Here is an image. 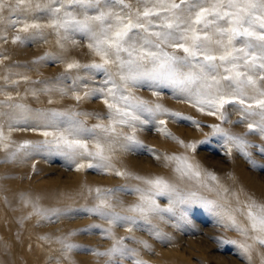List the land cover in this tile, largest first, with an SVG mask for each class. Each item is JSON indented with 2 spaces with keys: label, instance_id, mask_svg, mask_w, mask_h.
I'll return each mask as SVG.
<instances>
[{
  "label": "bare ground",
  "instance_id": "obj_1",
  "mask_svg": "<svg viewBox=\"0 0 264 264\" xmlns=\"http://www.w3.org/2000/svg\"><path fill=\"white\" fill-rule=\"evenodd\" d=\"M35 2L37 0H34ZM38 2L43 4L47 0ZM132 2L135 6V0ZM4 14L5 17L0 19V131L5 137L3 143L8 147L0 146V264H132L130 258L93 254L106 252L112 247L113 241L102 235L100 228H110L117 239H125L129 247L139 252L138 259L144 264H264V245L246 239L234 227H225L227 221L202 204L185 206V219L168 214H165L164 220L153 219L152 224L156 226V231L162 238H157L154 232L146 230L129 233L124 226L109 225L98 216L84 211L99 203L96 189H100L101 195L113 190L115 194L108 201L115 206L113 210L121 215H134L126 209L140 203L139 195L115 190L135 187L147 190L149 185L134 177H159L176 185L182 193L196 192L199 197L223 205L236 217L239 226L248 229L249 237L255 236L257 234L251 230L246 214L235 210L242 209L243 213H246L244 205L251 201L264 205V181L257 176V168H245L238 156L240 153L235 154L236 150L230 153L232 158L228 166L220 164L208 158L204 152L196 153L195 150L178 143L177 141H183V145L193 144L186 132L175 129L171 133L175 140L168 138L169 140L158 143L162 150L161 165L135 159L127 150L116 144L112 152L105 151V155L110 157L108 162L111 167L99 169L96 176L85 173L89 170L91 157L82 156L73 161L64 155L62 164L74 170L72 179H51L53 183L39 180L46 169L53 167L46 166L39 172H33L29 164L35 157L41 156V149L50 148L30 147L17 151L25 142L29 145H42L46 139L52 141L53 135L44 137L41 134L44 131L59 135L56 128L44 127L45 120L39 113H87L77 117L86 128H93L97 124L109 126L107 105L102 104L98 108L93 104L98 109L95 111L88 101V96L84 95L87 92L84 85L87 81L91 83L87 75L100 72L83 66L101 61L88 48L89 41L84 36L75 34L84 42L72 44L70 41L60 40L53 28L45 27L51 19L47 12L33 10L12 14L5 11ZM10 16H15L14 20L19 17L28 23H39L42 27L30 28L27 32L19 31L23 24L13 25L10 23ZM17 36L20 37L19 40H15ZM61 44L64 45L63 48ZM46 58L57 61L54 69L44 67ZM72 62L81 67L69 70L67 64ZM100 74L103 79V73ZM54 75L57 77H53ZM68 81L70 84L66 83ZM75 91L80 93L79 100L73 94ZM133 95L174 112H186L181 114L193 115L197 122L200 120L220 123L216 116L198 112L187 103L176 101V105H173L161 96H153L152 91L135 89ZM17 105H22L23 108H18ZM99 112L107 114L108 120L97 118L100 116L97 114ZM165 126L171 129L174 127L170 122ZM222 126L235 135L245 136L248 141L254 139L259 145H264V140L257 139L258 133H253L254 137L249 131H241L240 126ZM116 129L117 133L126 132L120 125H116ZM139 131L138 129L135 132V136L137 140L142 141ZM97 133L104 135L99 129ZM84 138L88 139V151L95 153L93 140L87 136ZM165 156L187 157L188 163L198 165L203 183L207 187L201 186L195 180L180 179L175 171L176 161L165 160ZM45 157L50 155L45 153ZM78 164H83L84 167L78 169ZM117 171L125 175L117 176ZM208 173L214 175L216 180L208 179ZM99 175L105 177L103 182H98ZM123 180L126 185H123ZM209 188L212 190L209 191ZM156 201L161 207H166L168 198L158 196ZM37 209L49 213L57 210L58 214L47 219L37 215ZM94 224L100 225V228H92ZM129 236L146 242L149 247L144 248L132 243L127 239ZM222 241L236 243H221ZM66 244L76 247L68 250ZM240 244H251L252 247L246 254Z\"/></svg>",
  "mask_w": 264,
  "mask_h": 264
},
{
  "label": "snow or ice",
  "instance_id": "obj_2",
  "mask_svg": "<svg viewBox=\"0 0 264 264\" xmlns=\"http://www.w3.org/2000/svg\"><path fill=\"white\" fill-rule=\"evenodd\" d=\"M33 10L50 15L51 19L45 27L53 28L60 40L77 44L78 41L73 37L78 33L89 41L88 48L101 62L83 67L103 73L104 79L99 87L92 88L84 95L100 94L104 97L109 109V126L97 124L93 128H86L77 117L87 113H39L45 120L44 127L56 128L59 135L44 131L41 133L44 137L53 135L54 139H46L42 145L25 142L17 151L30 147H55L59 154L73 161L78 157L89 156L97 161L95 164L89 163V168L104 170L111 167L108 162L110 157L105 155V151L112 152L116 144L123 150L144 147L135 136L140 126L155 124L156 131L173 140L176 138L166 127H162L169 119L173 122L190 121L195 127H200L189 116L160 104H150L133 95L139 86L147 85L153 96L161 95L157 89L171 88L179 102L216 116L220 123L210 126L212 136L221 140L229 153L235 149L245 157H250L248 150L255 147L264 155V145H253L245 136L235 135L222 126L231 123L224 111L225 105H238L237 111L241 117L239 123L248 121L246 126L249 132L258 133L264 140V0H135V6L132 0H47L43 4L38 0L35 3L34 0H0V16L5 11L15 14ZM10 23H22L23 27L19 31L23 32L42 27L39 23H28L19 17L10 20ZM19 39V36L15 37V40ZM61 47L64 45L61 44ZM79 67L81 65L75 62L67 64L69 70ZM89 78L95 79L94 76ZM76 99H80L78 94ZM17 107L23 108L22 105ZM116 125L131 129L132 134L117 133ZM97 129L104 135H99ZM86 136L93 140L95 153L88 151ZM4 140L3 132L0 131V146L7 148ZM177 142L193 150L196 148L195 144ZM210 142L206 140L202 143ZM163 158L176 161L175 171L180 179L195 180L207 187L199 166L188 163L187 157ZM250 162L255 166L253 161ZM82 167L83 164L77 165L78 169ZM116 175L124 176L125 173L117 171ZM207 178L216 180L211 173L207 174ZM134 179L142 180L149 188L115 190L139 195L140 203L126 209L134 215H121L113 210L115 206L108 202L115 194L113 190L101 195L100 189H96L99 203L84 211L98 216L109 225L124 226L129 233L146 230L162 238L152 224L153 219L164 220L165 214L185 219V206L202 204L226 220L225 227H234L246 239L264 245V205L251 201L244 205L246 213L242 209L235 210L246 214L251 230L257 234L249 237L248 229L239 226L232 212L216 201L199 197L196 192L182 193L176 185L159 177L144 179L136 176ZM158 196L168 198L166 207L157 203ZM36 213L47 219L58 214L57 210L49 213L38 209ZM91 227L100 228V225ZM100 231L113 243L106 252H93L94 255L130 258L132 264H144L138 259L139 252L129 247L125 239H117L110 228H100ZM127 239L144 248L149 247L134 236ZM221 243L235 244L236 241ZM65 247L71 250L76 246L66 244ZM240 247L247 254L252 245L240 244Z\"/></svg>",
  "mask_w": 264,
  "mask_h": 264
},
{
  "label": "rangeland",
  "instance_id": "obj_3",
  "mask_svg": "<svg viewBox=\"0 0 264 264\" xmlns=\"http://www.w3.org/2000/svg\"><path fill=\"white\" fill-rule=\"evenodd\" d=\"M6 14L3 13L2 16H0V19H3L5 17ZM16 17L15 16H10L9 20H14ZM13 30V29H12ZM74 39H76L77 41L80 42H84L82 39L76 37L74 35L73 37ZM45 61V68L47 69H54L57 65V61H53L51 59H44ZM94 76L95 79H90L89 77ZM53 77H57L56 75H54ZM87 78L90 79L91 83L89 84V82L87 81L86 84L84 85V90L85 91H90L92 88H96L99 87L101 85V82L103 81L102 79V75L100 73H96L94 75H87ZM68 84H70V82H66ZM136 90H140V91H145V92H151L152 90L149 89L148 86L146 85H142L140 87H138ZM158 90V89H157ZM158 91L161 92V97H163L165 100L168 101V103H171L173 105H176V101H178V98L176 96H172L174 91L171 88H164V89H159ZM74 95H79L80 93L75 91V93H73ZM88 101L89 103H91L92 105V109H94L95 111H98V109L96 107L99 108L100 105L104 104V106L106 105L104 102V97L100 94H97L95 96H88ZM179 102V101H178ZM96 107H94V105ZM103 106V107H104ZM102 107V108H103ZM238 105H225V109L224 111L226 112L229 120L231 121L230 124H225V126L227 128H229L230 126H240V130L241 131H249L247 128V123L244 121L242 123H239V121L241 120V117L237 111L238 109ZM196 109V108H194ZM197 110V109H196ZM198 111V110H197ZM175 112H180V111H175ZM200 112V111H198ZM181 113H186V112H181ZM202 113V112H201ZM97 114H100V116H97V118L99 119H105L108 120V115L102 112H99ZM199 114V113H198ZM205 114V113H204ZM185 115V114H183ZM185 116H189L191 117L193 120L196 118L193 115H185ZM148 118V117H145ZM165 119H167L166 117H164ZM168 122H170L171 124H173V128L171 129V127H166V126H162V127H166L167 131L169 133L174 132L175 129H179L180 131L182 130V132H186L185 134L187 135V137L189 138V140H191V142L193 144L196 145L195 148V152L199 153V152H204L205 155L220 163L223 165L228 166V163L230 161L231 154L232 151L235 149H232V151L229 153L228 149L225 148L222 144V141L217 139L216 137L212 136V129H211V125H213V123L207 122V121H200L199 120V125L200 127L197 128L194 125L191 124L190 121H180V122H173L172 120H168ZM126 130V134H129L130 132H132L131 129H128L125 126H121ZM156 127L157 125L155 124H148V125H143L140 126L139 128V133L142 137V141L138 140L144 147L140 148V147H136V148H131L129 150H127L131 157H134L135 159H139L142 160L143 162L146 163H151V164H155V165H161V155H162V150L159 147L158 143H161L160 141H164V140H169L168 137H166L164 134H162L161 132L156 131ZM172 135V134H171ZM252 136L255 137V135L252 133ZM257 138V137H256ZM257 139H261L260 136ZM256 139V140H257ZM166 140V141H167ZM206 140H211L210 143H202L203 141ZM262 140V139H261ZM171 141V140H170ZM253 141V142H252ZM259 141V140H258ZM250 143H252L253 145H257L259 146V143L253 140L249 141ZM257 143V144H256ZM250 152V157H245L244 155H242L240 153L239 158L242 159L243 163L245 164V168L248 170H251V167H255V169L257 168L258 170L256 171L257 176L259 177V179L263 182L264 181V155H262L257 148H251L248 150ZM45 153H48L50 155V157H45ZM155 153V155L153 154ZM239 153V152H235ZM40 155L41 156H37L35 157L31 163L29 164V167L31 170H33V172H39L40 170L46 168V166H52L53 168H49L46 169L43 172V176L41 179L39 180H43V181H47L50 183L51 179H59L61 181L63 180H71L73 177V172L74 170H72L71 168H68L66 166H64L62 164V157L64 155L59 154L55 149L50 148L49 150H45V149H41L40 151ZM157 156H159L160 158L158 159ZM254 159V160H253ZM250 161H253L255 163V166L253 165V163H251ZM97 161L95 160H89V163H93L95 164ZM253 165H251V164ZM94 168H89V170L87 169L85 171V173L96 176V172H99V169L97 170H93ZM98 178V182H103V175H99L97 176ZM124 183V184H123ZM123 185H126L124 180H123ZM125 193H131V192H125Z\"/></svg>",
  "mask_w": 264,
  "mask_h": 264
}]
</instances>
